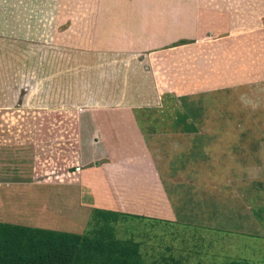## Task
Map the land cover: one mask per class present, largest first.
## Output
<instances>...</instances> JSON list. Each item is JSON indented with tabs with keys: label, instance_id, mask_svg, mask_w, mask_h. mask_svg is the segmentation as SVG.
Returning <instances> with one entry per match:
<instances>
[{
	"label": "crops",
	"instance_id": "0c3cea01",
	"mask_svg": "<svg viewBox=\"0 0 264 264\" xmlns=\"http://www.w3.org/2000/svg\"><path fill=\"white\" fill-rule=\"evenodd\" d=\"M34 41L54 54L40 61ZM151 60L158 77L147 71ZM162 78H186L206 86L200 90L232 81L262 89L264 0H0V122L1 112L16 119L0 125V181H53L65 193L67 169L54 180L51 162L69 163L77 167L72 186L91 209L174 220L163 164L148 145L193 122L173 89L161 104ZM166 111L178 117L175 131L161 124Z\"/></svg>",
	"mask_w": 264,
	"mask_h": 264
},
{
	"label": "rangeland",
	"instance_id": "374dc122",
	"mask_svg": "<svg viewBox=\"0 0 264 264\" xmlns=\"http://www.w3.org/2000/svg\"><path fill=\"white\" fill-rule=\"evenodd\" d=\"M34 43L35 52L40 51V61L43 56L54 54L42 41ZM230 58L233 56L229 61ZM156 63L151 60L147 67L153 77L159 74ZM166 72L170 71L162 73ZM172 79L162 78V86L157 83V90L164 91L161 104L167 107L165 101L171 100L165 94L170 92L165 91L173 89L170 95L188 113L190 117L185 121L192 120L193 127L184 131L178 126L180 130H176L178 117H170L166 111L160 123L175 133L163 134L161 142L158 139L148 146L155 160L163 164L159 168L164 171L163 181L175 219L117 217L110 223L115 237L138 242L143 264H264V85L257 89L232 81L210 91L200 90L206 86L186 85V78ZM173 112L178 115V111ZM1 113L7 123L0 125L16 120ZM181 113L179 120L185 118ZM73 115L78 114L74 111ZM77 117L66 123V152L70 160L75 156L70 128L74 124L76 128L77 121L73 119ZM39 121L35 119V125H44ZM63 121L61 116V125ZM68 164L59 167L57 162H51L54 180L67 169L60 180L67 184L65 193L62 185L53 181H0V219L77 233L91 229L93 211L87 202L91 199L83 198L73 188L77 167Z\"/></svg>",
	"mask_w": 264,
	"mask_h": 264
},
{
	"label": "trees",
	"instance_id": "16d2710c",
	"mask_svg": "<svg viewBox=\"0 0 264 264\" xmlns=\"http://www.w3.org/2000/svg\"><path fill=\"white\" fill-rule=\"evenodd\" d=\"M92 211L94 226L82 233L0 221V264H143L138 242L116 238L110 225L139 216Z\"/></svg>",
	"mask_w": 264,
	"mask_h": 264
}]
</instances>
